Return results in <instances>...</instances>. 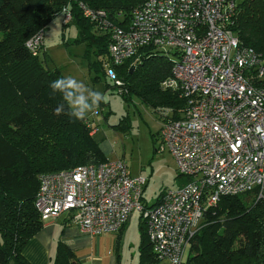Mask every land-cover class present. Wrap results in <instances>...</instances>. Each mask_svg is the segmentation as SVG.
Instances as JSON below:
<instances>
[{"label": "built area", "instance_id": "1", "mask_svg": "<svg viewBox=\"0 0 264 264\" xmlns=\"http://www.w3.org/2000/svg\"><path fill=\"white\" fill-rule=\"evenodd\" d=\"M237 10V0H147L125 28L108 30L113 66L138 59L144 49L173 63L161 87L178 92L185 108L179 118L159 110L158 139L187 182L150 205L148 179L132 176L123 160L43 175L35 200L43 222L68 214L82 233L99 237L119 233L136 212L160 259L185 264L190 239L221 198H264V61L233 33ZM84 15L96 28L108 27L104 12ZM43 38L27 44L35 55ZM106 71L112 84H121L113 68Z\"/></svg>", "mask_w": 264, "mask_h": 264}, {"label": "trees", "instance_id": "2", "mask_svg": "<svg viewBox=\"0 0 264 264\" xmlns=\"http://www.w3.org/2000/svg\"><path fill=\"white\" fill-rule=\"evenodd\" d=\"M146 1L0 0V264H31L23 250L44 227L35 207L43 175L109 160L93 137L90 120L70 117L62 94H53L50 84L61 77L59 70L50 69L27 47L64 9L77 27V42L86 47L94 82L106 81V68L111 67L121 84L107 83L108 91L117 89L126 102L132 95L140 97L161 121L159 110L182 116L185 100L161 87L171 76L168 58L144 49L138 59L113 66L109 56L108 30L125 28L132 10ZM86 10L104 12L106 30L96 28ZM232 31L264 61V0L238 2ZM61 106L64 110L57 114ZM186 182L178 176L179 186ZM139 230V264L166 263L155 253L141 217ZM53 264L82 262L60 243ZM185 264H264V198L254 193L221 198L190 239Z\"/></svg>", "mask_w": 264, "mask_h": 264}, {"label": "rangeland", "instance_id": "3", "mask_svg": "<svg viewBox=\"0 0 264 264\" xmlns=\"http://www.w3.org/2000/svg\"><path fill=\"white\" fill-rule=\"evenodd\" d=\"M65 24L69 26L65 27ZM40 33H44V46L39 55L50 69L59 70L61 76H73L86 84L89 78L93 79L95 74L89 70L86 47L77 42L78 30L67 9L49 24L46 31H40L35 36ZM104 103L109 114L105 117L95 115L92 122L106 134V141L113 150L109 159L123 160L132 176L148 179L144 199L150 205L168 190L177 189L176 163L169 152L160 151L158 134L162 122L153 110L136 95H132L126 102L117 89L106 94ZM130 221L126 230L123 259L125 264H137L139 255L135 245L139 243V214L135 212ZM52 257L51 264L55 255Z\"/></svg>", "mask_w": 264, "mask_h": 264}, {"label": "crops", "instance_id": "4", "mask_svg": "<svg viewBox=\"0 0 264 264\" xmlns=\"http://www.w3.org/2000/svg\"><path fill=\"white\" fill-rule=\"evenodd\" d=\"M107 83H111L107 77L106 81L100 82H94L92 78L87 80V85L89 87L102 92L104 96L110 92L106 88ZM105 105L106 104L100 106L96 112L88 115L87 118L92 125V121L95 120V115L97 116L100 114L105 117L107 113ZM94 127L95 132L93 133V137L98 143L104 142V150L102 151L109 159V155L113 150L106 141V134L99 130L97 126ZM130 219L128 222H131ZM128 224L129 223L124 226L123 231L119 234H105L99 237H91L82 233L80 229L73 224L69 215L64 214L57 219H49L44 222L42 231L32 238L24 248L23 256L31 264H51L52 256L53 254L56 256L60 243H65L69 249L74 252L75 257L82 262V264H125L123 250L126 242V230ZM138 233L139 243L137 242L135 246L137 247L138 255L140 256V230ZM188 255L189 248L186 252V262ZM139 256L137 257V264H139Z\"/></svg>", "mask_w": 264, "mask_h": 264}, {"label": "clouds", "instance_id": "5", "mask_svg": "<svg viewBox=\"0 0 264 264\" xmlns=\"http://www.w3.org/2000/svg\"><path fill=\"white\" fill-rule=\"evenodd\" d=\"M50 88L53 94L57 92L62 94L63 101L69 109L68 115L76 120L87 118L105 102V96L102 92L89 87L73 76L58 77L51 82ZM63 110V106L57 108V114ZM98 146L104 150V142H99Z\"/></svg>", "mask_w": 264, "mask_h": 264}]
</instances>
